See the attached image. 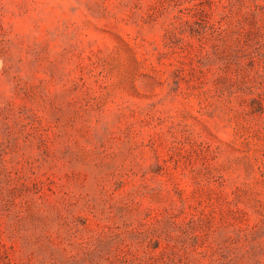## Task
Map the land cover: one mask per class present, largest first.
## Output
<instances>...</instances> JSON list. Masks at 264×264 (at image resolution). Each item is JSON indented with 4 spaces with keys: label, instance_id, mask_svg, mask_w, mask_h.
Masks as SVG:
<instances>
[{
    "label": "rangeland",
    "instance_id": "obj_1",
    "mask_svg": "<svg viewBox=\"0 0 264 264\" xmlns=\"http://www.w3.org/2000/svg\"><path fill=\"white\" fill-rule=\"evenodd\" d=\"M0 264H264V0H0Z\"/></svg>",
    "mask_w": 264,
    "mask_h": 264
}]
</instances>
